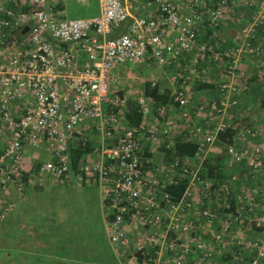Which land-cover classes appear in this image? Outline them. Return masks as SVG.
<instances>
[{
    "label": "built area",
    "instance_id": "built-area-1",
    "mask_svg": "<svg viewBox=\"0 0 264 264\" xmlns=\"http://www.w3.org/2000/svg\"><path fill=\"white\" fill-rule=\"evenodd\" d=\"M234 1L99 0L97 15L77 19L66 18L49 0L0 1V135H8L0 150V182L4 187L14 184L23 193L25 148L39 147L43 142L50 146V159L39 172L65 179L72 172L75 137L85 146L88 136L84 126L94 125L101 146L81 158L76 178L80 184L98 189L109 244L118 263L214 264L216 255L226 249L228 227L232 221H241L243 215L218 214L209 208L213 200L219 206L229 203L236 193L232 183L213 186L214 180L201 178L200 167L196 172L190 170L187 159H177L169 166L162 160L160 175L166 181L156 177L159 173L151 152L155 147L171 148L178 121L169 117V106L155 112L153 100L142 99V122L138 127L129 126L126 99L114 94L112 78L117 69L127 65L154 64L176 71L187 63L170 81L178 86L174 101L179 104L190 138L199 144L194 162L201 166L200 157L210 151L219 132L229 127L233 111L239 109L240 96L249 90L247 82H236L247 78L239 67L242 51H263L257 43V27L264 20L259 9L256 21L243 26L236 49L216 50L217 44L204 40L209 30L218 29L229 19ZM138 15L141 18L125 31L130 19ZM33 22L38 23L36 30L18 47V42L11 40L12 33ZM119 23L124 24L121 33L110 37ZM43 31L53 39L74 43L54 45L43 37ZM80 54L84 57L78 65ZM21 57L23 61L18 64ZM210 64L223 65L224 75L210 102L195 107L196 119L200 120L196 123L187 109L192 102V83L199 78L196 67ZM27 98L32 101L25 103L22 116H16L15 103ZM107 109L112 110L107 113ZM256 130L239 133V140L255 137ZM110 140L116 142L107 147ZM234 147L228 148L230 159L242 163L246 150ZM187 176L190 184L183 199L171 202L163 188L174 178ZM195 191L203 205H196ZM14 205L10 202L1 208L0 218H5ZM194 211L198 216L191 214ZM219 219L223 226L220 231ZM261 219L259 225L264 224V217ZM243 244L252 256H235L236 261L264 264V237Z\"/></svg>",
    "mask_w": 264,
    "mask_h": 264
},
{
    "label": "rangeland",
    "instance_id": "rangeland-1",
    "mask_svg": "<svg viewBox=\"0 0 264 264\" xmlns=\"http://www.w3.org/2000/svg\"><path fill=\"white\" fill-rule=\"evenodd\" d=\"M234 3L235 26L232 27L229 36H231V40L235 41L242 37L241 31L246 23L256 21L259 15V13L256 14L258 9L260 13H264V0H235ZM233 16L231 14L229 19ZM83 17L82 8L78 4H71L66 18L77 19ZM260 21L262 22L258 26L260 28L257 32V43H259L258 47L262 46L263 51L259 54L242 51L241 56H244V58L239 63V67L245 71L247 78L236 79V82L240 85L254 76L259 79L250 83L249 93L241 95L239 103L240 113L236 120L241 121V114L244 118L247 117L239 125L244 127L243 132L257 129L255 131L256 136H246L241 140L238 139L234 145L237 150H246L247 156L242 163L236 164L230 159L228 147L226 149L222 147L223 150L220 149L219 152L226 157L228 179H225L224 182L230 181L232 183L236 191L234 194L236 197H244L243 201L240 197L241 204L239 205V215L243 214L241 216L242 219L239 222H231L228 227L230 235L228 236L226 249L219 256L222 258L227 253H231V264H240L235 260V256L236 258L242 257L244 259L252 256L250 248L248 246L244 247L243 243L248 244L252 240L264 237V224H258L262 221L261 218L264 217V109H262V113L256 110L249 114V110L255 104L253 99H260L264 94V30L263 34L260 33L264 20ZM219 37L222 39L223 34H219ZM80 56L81 54L78 58ZM139 66H126L123 72L115 71L112 78L114 94H120L126 99L125 113L130 100H135L139 103L142 102V99H148L147 102L151 101L145 97L146 84L151 83L153 85L154 82H157L162 90H170L173 96L178 86L175 83L173 84L170 79L181 69L185 68L183 66L179 70L170 71L163 70L153 64L151 69L146 71ZM223 68L221 65L211 64L197 66L196 74L198 75L199 73V78H195L192 84L196 87L198 85L196 81L200 79L207 85H216L217 88L224 75ZM119 79L121 82H119ZM204 87L206 86H199L198 92L204 93L206 91ZM249 96L255 98H250V101L244 102L243 97L248 98ZM208 99L205 98L203 100L206 101ZM201 100H194L193 96L192 102L187 109L191 112L195 106L204 102L203 100L201 102ZM111 110L107 109V113H110ZM178 113L182 116L180 109ZM168 114L171 119L179 121L171 112ZM228 124L231 125L232 122L230 121ZM91 129L87 138L92 143L99 145L101 138L95 132L94 127ZM183 133L184 130L179 131L177 129L172 134V139L185 136L182 135ZM74 140L71 149L76 143L81 142L78 137H75ZM215 145L211 147L204 157H200L201 166L195 162L190 163L191 171L196 172L200 167L201 173L207 161L211 163V153L215 154L213 150ZM162 149L164 148L155 147L151 155L155 162V168H157L159 173L156 177L166 181L165 177L160 175V170L162 169L160 164L162 160H164L163 165L167 164L169 166L171 162L166 158ZM151 166H154V164H151ZM75 174L69 173L68 178H65L64 182H58L54 187L44 188L35 195V198H32L34 190H28V198L31 199L20 204H18L19 201L17 199L24 197L25 191L23 193L19 192L14 184H6L7 186L4 187V184L0 182V209L10 202L15 204L14 208L7 213L8 216L0 218V264H118L105 235L98 189L94 185L88 184L84 186L77 183ZM27 175L25 174L22 177L24 183L27 180ZM7 187L9 190L11 189L10 192L8 189L4 190ZM212 203L215 205H211L209 208L218 214L221 213V209L224 206H219V202L216 200H213ZM249 209L253 210L246 213V210ZM191 214L195 217L198 216L196 211ZM222 227V221L219 219L217 230L220 231ZM255 227L262 228V232L257 231Z\"/></svg>",
    "mask_w": 264,
    "mask_h": 264
},
{
    "label": "trees",
    "instance_id": "trees-1",
    "mask_svg": "<svg viewBox=\"0 0 264 264\" xmlns=\"http://www.w3.org/2000/svg\"><path fill=\"white\" fill-rule=\"evenodd\" d=\"M226 22H227V20L223 24H221V26L218 29L209 30V32L206 33V35H205V38H204L205 41H207V42L210 41L213 44H217L216 50L225 51V50L236 49L237 44L240 41V39L235 40V41L233 39L231 40L230 37L228 38L227 36L224 35V29L226 26ZM259 28L257 27V32H258ZM263 30H264V24L262 25V27L260 29V31H261L260 33H262ZM119 33H121V32H119ZM219 34H223L222 39L219 37ZM11 40L14 41L13 38ZM63 47H65V45ZM225 60L227 61V59H225ZM185 64H187V63H184V66H185ZM221 66H223V65H221ZM167 70L172 71L173 69H167ZM255 80H259L258 77L254 76L253 78H251V82H253ZM196 82H198V85L196 87L194 85V91H198L199 86L204 85V86H206V87H204V90H206L205 92L211 93L209 99L207 101L203 100L204 102H202V103L210 102V99H212L213 96L218 92V87L216 88V85H207L206 83H204L200 79H198ZM249 90H250V87H249ZM249 90L246 91V93H249ZM205 92L203 94H206ZM145 97L153 100V102H154L153 106H154L155 112L158 108L164 107V106H169V108L171 106L179 107V104L174 101V96H172L171 91L168 89L162 90L160 85H158V84L155 86H153L151 83L146 84ZM246 97H243L244 102L250 101V98H255V97H251V96H249L248 98H246ZM253 100H255V104L249 110V114H251L253 111H256V110L262 112L263 111L262 109H264L263 108L264 94L261 96L260 99L255 98ZM240 101H241V96L239 98V102ZM242 101H243V99H242ZM127 105H128V107H127V112H126V114H127L126 119H127L129 126H132V127L140 126V124L142 122V111H143L142 104L139 103L138 101L130 100ZM239 109H240V107H239ZM239 109H235L233 111L234 117L231 120L232 124L229 125V127L227 129H225L224 131L219 132V134L217 135V139L215 141L216 145L213 148V150L215 151V154L211 153V156H212L211 160L212 161H211V163H209V161H207V163L204 165V169L201 170V173H200L201 178L205 177V178L214 180V182H216V183H214L213 186H217L216 184L221 185L222 182L225 181V179H228V173L226 171V168H227L226 157L222 156L219 152H220V149L223 150V148L226 149L227 147L229 148V146H234L236 144V142L238 141V139L240 138L239 133L243 132L244 127H240L239 124L241 122H244L245 121L244 119H246L247 117L244 118L241 114V117H242L241 121L240 122L236 121L237 116L240 113ZM168 112H170V109H169V111L167 110V113ZM193 112H194V109L191 111L192 115H193ZM248 125H250V124H248ZM173 133H175V132H173ZM182 135H185V136H183L181 138H173L172 139L170 149L164 148V149H162V151L165 153L166 158L170 162H174L177 159L183 160V161L187 159L189 161V163H192V162H194V159L196 157L199 144L196 142L195 139L190 138L191 133L188 129L185 128L184 133ZM113 141H114V143L116 142V140H113ZM81 142H83V141H81ZM84 143H85V146L82 145L80 142H78L71 149V168H72V172L76 173V174L78 173V166L80 164L81 158L83 156H85V154L91 153L93 150H95V147H96V144L92 143L88 138H87L86 142H84ZM114 143L108 142L106 145H107V147H109V146H113ZM145 156L151 157V155H149L148 153H145ZM40 166L41 165H38L37 170ZM189 184H190V177L189 176H187V177H176L173 179L172 183H169L168 185H166V187H164L162 191H164L170 195L171 202L178 203L183 199V197L187 191V188L189 187ZM237 204H238L237 197L233 194L232 199L229 201V203L227 205H224V207L221 209V212H223L224 214L237 215V214H239ZM214 205L215 204H213V206ZM255 228L260 233L262 232V228H257V227H255ZM230 254L231 253H227L226 255L222 256V258H220L216 255L217 256L216 258L221 264H226V262H230V260L232 259Z\"/></svg>",
    "mask_w": 264,
    "mask_h": 264
},
{
    "label": "crops",
    "instance_id": "crops-1",
    "mask_svg": "<svg viewBox=\"0 0 264 264\" xmlns=\"http://www.w3.org/2000/svg\"><path fill=\"white\" fill-rule=\"evenodd\" d=\"M0 1L3 2V3H10L12 0H0ZM49 2L51 4H53V5H55L56 10L62 12L66 17H67L68 9L71 6V4H78V6H80L82 8V11L84 13V17H92V16H95V15H97L99 13V0H49ZM230 14H232L234 16L231 19H227L226 26L227 25L228 26H227V28L224 29V35L227 36L228 38L229 37L231 38V36H229V35L231 33L232 27L235 26L234 20H235V16H236L234 12H232ZM12 35H11V38H12ZM65 45L66 46H71V44L70 45L65 44ZM73 46H76V45H73ZM74 48H77V47H74ZM80 57L83 58V55L81 54ZM80 57L77 58L78 59V65L82 64V59ZM127 66H129V65H127ZM132 66H135V65H131V67ZM125 67L126 66H124L122 68H119L117 70L123 72ZM142 68H144L147 71V69L148 70L151 69V65L150 66L147 65V66L142 67ZM115 80H117V79L115 78ZM119 82H121L120 79H119ZM245 82H247L249 87H250L251 79L245 80ZM192 86L193 87H192V91H191V96H192V98L194 96V100H197V99H202L203 100L205 98L207 99V98L210 97L211 93H206V94L199 93L198 91H194V85H192ZM202 100H201V102H202ZM31 101H32V99H28L27 98V99H23L21 102L15 103L16 108H15V111L13 113L16 116H18V117L22 116L23 108L25 106V103H28V102H31ZM169 109H170V112L173 115H175L177 117V119H179L178 127L176 129H178L179 131L185 130V126H184V124L182 122V119H181L182 116H180L179 115L180 113H178L179 112V107H170ZM173 109H175V110H173ZM193 115L195 117V119H194L195 122L198 123L200 120L196 119L197 118L196 109L194 110ZM93 127H94V125L91 126V128H93ZM84 128H85L83 130L84 134L88 136V134L90 133V131L92 129L89 126H84ZM95 132H96V130H95ZM7 140H8V135L6 133H3L2 135H0V150L2 149V147L5 146V143L7 142ZM108 142L114 143V141H108ZM100 146H101V143H99V145H97V147H95V150H93V151H97ZM91 153H94V152H91ZM49 159H50V146H49L48 143L43 142L41 144V146H39V147L26 146L25 151H24V170H23V173H22V175L28 174L26 176L27 177V180L25 181L26 184L24 183L26 190H25L24 197L22 196V198H19V200L17 199V201H19L18 204L31 199V198H28L29 197L28 192L31 189L34 190L32 192V198H35V195L39 191H42L44 188H46V187H54L55 185L58 184V182H64L65 181V179H63V178H59V177L52 176V175L47 174V173L39 172L40 167L45 162H47ZM38 165H41V166L37 170ZM70 173H73V172H70ZM73 174H75V173H73ZM76 175L77 174H75V177H77ZM66 178H68V175H67ZM58 179H61V180H58ZM76 181H77V178H76ZM54 182H55V184H54ZM77 183H79V182L77 181ZM82 185L85 186L87 184L83 183ZM89 185H91V184H89ZM80 187H82V186H80ZM7 189H8V187L5 188L4 190H7ZM8 191L10 192L11 189L10 190L8 189ZM194 199L198 203V206H199V204L203 205V201L201 200V197H200V194H199L198 191H195ZM185 200H189V198L186 199V197H185ZM17 207H18V205H17ZM100 209L102 211L101 203H100ZM102 214H103V211H102ZM102 220H103V224H104L105 235H106V238L108 240V234H107L106 224H105V220H104V216L103 215H102ZM108 242H109V240H108ZM217 256L219 257L220 255H217ZM229 263L231 264V260H230ZM214 264H221V263L216 259L214 261Z\"/></svg>",
    "mask_w": 264,
    "mask_h": 264
},
{
    "label": "water",
    "instance_id": "water-1",
    "mask_svg": "<svg viewBox=\"0 0 264 264\" xmlns=\"http://www.w3.org/2000/svg\"><path fill=\"white\" fill-rule=\"evenodd\" d=\"M140 18H141V15L132 17L130 19V22L128 23V26L126 27L125 31L129 28V26L131 24L134 23L135 19L139 20ZM37 25H38L37 22H33V23L29 24V25L24 26L22 29L12 33L13 34L12 38L17 40L18 47L23 46L31 38L32 34L36 30ZM123 27H124V24L123 23H119L115 27L114 31L110 34V37L116 36L119 32L122 31ZM42 35L47 41L51 42L54 45H61V44L70 45V44L74 43L73 40H56V39H53L46 31H43ZM22 61H23V57H21V59H20L18 64H21Z\"/></svg>",
    "mask_w": 264,
    "mask_h": 264
}]
</instances>
